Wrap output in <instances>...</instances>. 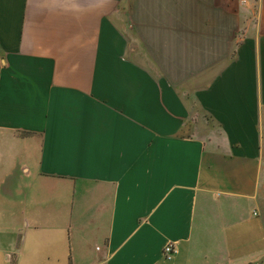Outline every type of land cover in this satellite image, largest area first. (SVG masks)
Masks as SVG:
<instances>
[{
  "label": "crops",
  "instance_id": "0c3cea01",
  "mask_svg": "<svg viewBox=\"0 0 264 264\" xmlns=\"http://www.w3.org/2000/svg\"><path fill=\"white\" fill-rule=\"evenodd\" d=\"M263 256L264 0H0V264Z\"/></svg>",
  "mask_w": 264,
  "mask_h": 264
},
{
  "label": "built area",
  "instance_id": "2783aa9c",
  "mask_svg": "<svg viewBox=\"0 0 264 264\" xmlns=\"http://www.w3.org/2000/svg\"><path fill=\"white\" fill-rule=\"evenodd\" d=\"M177 253L176 243H168L164 248V256L167 260H172Z\"/></svg>",
  "mask_w": 264,
  "mask_h": 264
},
{
  "label": "water",
  "instance_id": "95a60500",
  "mask_svg": "<svg viewBox=\"0 0 264 264\" xmlns=\"http://www.w3.org/2000/svg\"><path fill=\"white\" fill-rule=\"evenodd\" d=\"M259 264H264V256L259 260Z\"/></svg>",
  "mask_w": 264,
  "mask_h": 264
}]
</instances>
